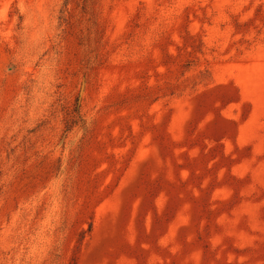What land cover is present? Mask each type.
Returning <instances> with one entry per match:
<instances>
[{
	"label": "rangeland",
	"instance_id": "rangeland-1",
	"mask_svg": "<svg viewBox=\"0 0 264 264\" xmlns=\"http://www.w3.org/2000/svg\"><path fill=\"white\" fill-rule=\"evenodd\" d=\"M0 264H264V0H0Z\"/></svg>",
	"mask_w": 264,
	"mask_h": 264
},
{
	"label": "trees",
	"instance_id": "trees-1",
	"mask_svg": "<svg viewBox=\"0 0 264 264\" xmlns=\"http://www.w3.org/2000/svg\"><path fill=\"white\" fill-rule=\"evenodd\" d=\"M69 1L70 0H65V2H66V4H68L69 3ZM187 65L188 64H184V67H187ZM184 70H182V75H184ZM198 73L200 74V75H202V74H206V76L208 75V78L207 79H205L204 81H200V83H196V84H204V85H206L207 83H210V82H212V80H213V78H212V73H211V68H209V67H204L203 69H200L199 71H198ZM196 84H194V86H196ZM70 127L71 126H69L68 127V130L70 129Z\"/></svg>",
	"mask_w": 264,
	"mask_h": 264
}]
</instances>
